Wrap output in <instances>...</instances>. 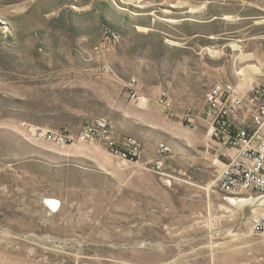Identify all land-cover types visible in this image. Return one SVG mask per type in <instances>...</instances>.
<instances>
[{
    "label": "rangeland",
    "instance_id": "rangeland-1",
    "mask_svg": "<svg viewBox=\"0 0 264 264\" xmlns=\"http://www.w3.org/2000/svg\"><path fill=\"white\" fill-rule=\"evenodd\" d=\"M217 80L264 83V0H0V264H264L261 210L218 189L225 149L187 118ZM94 117L138 159L39 135Z\"/></svg>",
    "mask_w": 264,
    "mask_h": 264
},
{
    "label": "built area",
    "instance_id": "built-area-1",
    "mask_svg": "<svg viewBox=\"0 0 264 264\" xmlns=\"http://www.w3.org/2000/svg\"><path fill=\"white\" fill-rule=\"evenodd\" d=\"M100 67L107 71L108 67ZM135 79L127 83L128 98L139 105L146 101L143 93L134 85ZM157 102L171 118L172 102L167 91L158 94ZM203 115L209 123V136L225 150L220 154L226 157L216 177V186L225 194L234 197H248L251 204L263 210L251 221L250 233L262 236L264 243V83L251 85L242 91L231 81H214L208 88L202 111L187 117L197 118ZM39 135L55 144L67 145L77 141H104L113 155L134 160L138 159L141 149L132 136L124 137L120 143L113 139L114 127L104 117L86 120L77 133L64 128L58 131L44 130ZM169 151L165 143H159L155 149V166L160 168ZM55 207L47 203L49 209L56 211L60 207L57 198H51Z\"/></svg>",
    "mask_w": 264,
    "mask_h": 264
},
{
    "label": "bare ground",
    "instance_id": "bare-ground-1",
    "mask_svg": "<svg viewBox=\"0 0 264 264\" xmlns=\"http://www.w3.org/2000/svg\"><path fill=\"white\" fill-rule=\"evenodd\" d=\"M259 69L258 66L256 65H249L247 66L246 68L242 69L241 72H247V71H257ZM48 201H50L49 203L52 205V207H55L56 206V203H54L53 201L50 200V198L48 199ZM261 210V209H260ZM263 210L260 211V213L262 212Z\"/></svg>",
    "mask_w": 264,
    "mask_h": 264
},
{
    "label": "crops",
    "instance_id": "crops-1",
    "mask_svg": "<svg viewBox=\"0 0 264 264\" xmlns=\"http://www.w3.org/2000/svg\"><path fill=\"white\" fill-rule=\"evenodd\" d=\"M262 132H263V134H264V128L262 129Z\"/></svg>",
    "mask_w": 264,
    "mask_h": 264
},
{
    "label": "trees",
    "instance_id": "trees-1",
    "mask_svg": "<svg viewBox=\"0 0 264 264\" xmlns=\"http://www.w3.org/2000/svg\"><path fill=\"white\" fill-rule=\"evenodd\" d=\"M102 18V17H101Z\"/></svg>",
    "mask_w": 264,
    "mask_h": 264
}]
</instances>
